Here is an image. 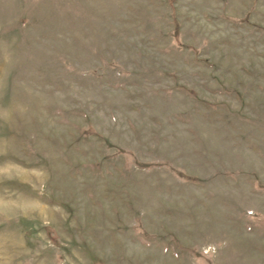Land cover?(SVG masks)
<instances>
[{
	"label": "rangeland",
	"instance_id": "1",
	"mask_svg": "<svg viewBox=\"0 0 264 264\" xmlns=\"http://www.w3.org/2000/svg\"><path fill=\"white\" fill-rule=\"evenodd\" d=\"M0 264H264V0H0Z\"/></svg>",
	"mask_w": 264,
	"mask_h": 264
}]
</instances>
